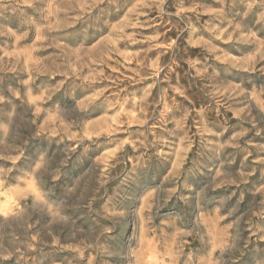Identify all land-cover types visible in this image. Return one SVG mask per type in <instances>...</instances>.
I'll use <instances>...</instances> for the list:
<instances>
[{"label": "rangeland", "instance_id": "374dc122", "mask_svg": "<svg viewBox=\"0 0 264 264\" xmlns=\"http://www.w3.org/2000/svg\"><path fill=\"white\" fill-rule=\"evenodd\" d=\"M0 264H264V0H0Z\"/></svg>", "mask_w": 264, "mask_h": 264}]
</instances>
